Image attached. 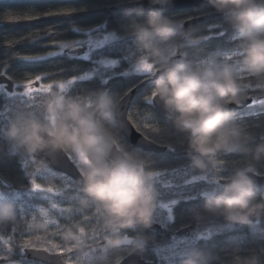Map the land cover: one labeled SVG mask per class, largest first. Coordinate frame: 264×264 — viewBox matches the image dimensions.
I'll list each match as a JSON object with an SVG mask.
<instances>
[{
	"label": "trees",
	"instance_id": "16d2710c",
	"mask_svg": "<svg viewBox=\"0 0 264 264\" xmlns=\"http://www.w3.org/2000/svg\"><path fill=\"white\" fill-rule=\"evenodd\" d=\"M133 1L137 0H0V72H5L19 84H25L31 78L34 83H39L38 86L33 84L38 89L42 83H58L80 75L83 71L94 70L92 78L77 81L65 95L87 102L91 94L107 90L121 100L148 79L146 76L129 73L142 56L134 42L129 23L132 19L143 21L146 14L111 11L113 6ZM163 14L183 24L187 19L220 13H216L209 4L201 9ZM182 24L180 34L174 41L175 58H181L186 53L185 59L198 62L212 54L225 55L238 51L237 30L232 28L228 18L222 14L188 29ZM209 26L212 27L211 31ZM97 27L106 33L114 32L116 39L93 50L87 59L80 55L70 58L69 52L48 57V52L56 50L60 43L83 39L86 31ZM219 33L223 34L218 35ZM32 57L36 59H31ZM106 59L117 60L118 66L98 68V63ZM124 72L129 74L123 75ZM38 74L47 79L35 81L34 77ZM153 84L154 82L143 85L136 91L129 109V120L139 132L164 147L165 151L144 152L130 145L119 132L115 120L112 130L117 135L119 146L139 153L146 161V170L159 174L153 175V183L158 192V205L153 221H157L161 230L156 232L148 227L138 226L124 230L122 235L144 236L146 243L143 258L155 264H179L180 254L192 247L211 253V264H235L236 246L240 247L238 254L241 256L251 252L264 255V219L259 224H229L222 217L203 211V193L215 187V181L231 175L238 168L249 166L254 169V173L264 175V158L256 163L252 161L250 154L243 152L220 153L216 158V166L210 167L207 172L193 168L186 134L175 130L168 118L157 114L152 102L146 103L143 99L149 95ZM235 117L236 123L251 135L249 147L264 142V99L252 98V102ZM6 124L7 121L0 119V127H6ZM39 159L44 158L37 154L36 163L31 164L29 156L13 152L0 136V199L14 201L18 212V222L15 225L0 228V236H13L11 253L6 245L0 243V257L7 256L10 264H42L28 259L27 249L19 247L21 239H27L29 235L43 238H33L32 249H49L47 251L60 253L65 261L71 258L78 261V264H118L128 256L132 252L130 246L112 249L107 245L105 237L112 233L105 227L102 212L94 206H79L77 197L82 195L79 192L80 184L55 171L47 160V171H44L40 168ZM30 173L35 175L42 186L59 189L60 194L34 192ZM258 191L264 193V187ZM53 202L65 208L71 206L76 211L61 214L51 209ZM167 202H175L169 211L159 208L160 204ZM41 208L50 213L51 219L57 220L60 225L59 235L55 234L57 229L51 225L45 230L29 229L32 216L36 218L35 223L43 222ZM21 209L24 210L23 217ZM67 227H72L77 234L80 228L85 230L78 251H65V247L69 246L63 240L62 233ZM186 227L191 228L190 233L177 237L176 232ZM13 228L15 233L11 231ZM207 233V237L200 236ZM49 243L60 247L50 249ZM8 261L0 259V264H8Z\"/></svg>",
	"mask_w": 264,
	"mask_h": 264
},
{
	"label": "clouds",
	"instance_id": "9594fccd",
	"mask_svg": "<svg viewBox=\"0 0 264 264\" xmlns=\"http://www.w3.org/2000/svg\"><path fill=\"white\" fill-rule=\"evenodd\" d=\"M169 0H149L151 5H165ZM212 9L228 18L237 30L238 51L235 62L227 55L212 54L198 62L175 58L176 37L181 21L150 9L143 21L132 19L131 34L153 66L154 84L150 98L158 99L172 127L186 134L187 149L193 168L207 172L216 166L220 153L243 152L259 163L264 158V142L248 146L251 139L230 105L240 106L250 96L264 99V0H208ZM243 77V81L241 79ZM91 107L80 99L51 91L41 98L36 110L14 111L2 136L13 152L35 157L39 153L57 151L87 160L82 166L77 197L81 208L94 206L101 211L106 236L112 249L130 246L132 252L143 251L144 236L128 237L124 230L153 223L158 205V192L153 175L146 170L145 159L122 145L117 147L115 112L120 104L117 96L107 90L90 96ZM42 168L45 159H39ZM252 167L238 168L231 175L215 181V187L203 193V211L222 217L229 224H259L264 219V193ZM222 181V182H220ZM18 222L17 204L0 199V228ZM37 230L46 225L37 222ZM63 240L79 250L82 237L67 227ZM235 264H264V255L251 252L239 255L236 246ZM212 255L192 247L179 256V264H211Z\"/></svg>",
	"mask_w": 264,
	"mask_h": 264
},
{
	"label": "snow or ice",
	"instance_id": "6c2138e0",
	"mask_svg": "<svg viewBox=\"0 0 264 264\" xmlns=\"http://www.w3.org/2000/svg\"><path fill=\"white\" fill-rule=\"evenodd\" d=\"M49 14V13H47ZM183 26V24H182ZM211 26H209V30L211 31ZM223 33H219L218 35H222ZM109 39L108 36H105L102 40H92L89 39L87 41V44L89 45V49L92 48H97L100 47L105 40ZM83 42L79 41V40H74L70 43H60L58 45L59 49L61 50L60 53L57 52H48V57H54L58 54H62L64 52V50H71V52L69 53L70 58H77L79 56V49L82 47ZM176 54V52L174 53V55ZM88 57V52L84 53L83 58H87ZM31 59H36V57H32ZM226 59H233V54L230 53L226 56ZM101 63L107 67V68H115L116 66H118V61L111 59V60H102ZM134 74L136 75H141V76H147V77H152V73H153V66L151 65L150 61H148L146 58L143 60H138V63L135 65L134 68ZM123 75H128V72H124L122 73ZM94 75V70L93 71H83L82 74L80 75H76V76H72L69 79H66L65 81H61L58 83H42L40 85V87L34 88L33 84L34 81L33 79L29 78L27 80V83L25 84H19L17 83L15 80H13L11 77H8L6 75L5 72H0V77L5 78L7 80H12V87L11 89H9L8 85L4 82L3 79H0V119H3L5 121L8 120V118L10 117V115L17 110L20 109H30V110H36L38 109L39 105H40V101L41 98L43 96H40L39 94H48L51 91H54V89H58V92L61 94H65L71 86L75 85L77 81H82V80H88L90 78H92V76ZM47 79L46 76L44 75H36L34 77L35 81H41ZM242 81H243V77H241ZM21 89H24L23 91ZM130 91V90H129ZM79 99V98H78ZM143 99L145 100L146 103H150L154 100V94L153 96L150 98L149 95L143 97ZM252 99V97H251ZM39 100V103L37 102ZM82 101V100H81ZM254 101V100H253ZM84 102V101H82ZM255 102V101H254ZM88 106L91 107V101L90 99L87 101ZM121 116L123 117L120 121H119V130L120 133L124 136H128V129H129V125H128V120L125 118L124 113H121ZM146 127H151L150 125H146ZM117 147L119 148V143L117 144ZM69 159L73 160V162L78 166V170L80 171V173L82 172V166L84 163H87V160L85 159L84 161H81L78 157H74L72 155H69ZM29 161L31 164H35V157H29ZM41 169H43L44 171H47V169L42 168L40 166ZM40 169H37V171H39ZM31 177V188L34 192H41V193H47V194H60V190L59 189H55L54 187H44L41 185V183H39L35 177V175L33 174H29ZM152 175H159L158 173H154ZM71 186V185H69ZM51 209L53 210H57L58 212H60L61 214L63 213H69L71 214L72 212L76 211L74 208H72L71 206L65 208L62 206H59L57 203H51L50 205ZM21 217H23L24 214V210L21 209ZM40 214L41 216L44 218L43 222L46 225V229L51 225L54 226L57 229V232L55 233L56 235L60 234V225L57 222V220L51 219L50 218V213L41 208L40 209ZM99 215V213H97ZM35 216H32L31 220L32 222L30 224H28L29 229L35 230ZM11 231L13 233H15V228L11 229ZM85 233V230L83 228L79 229V235L82 237ZM33 238L35 240H42L43 238L39 235H36L35 237H32L31 235H29V238L27 239H21V243L19 245L20 249L25 250L28 248H32L34 247L32 240ZM95 238V237H94ZM13 236L9 235L7 238H5L4 236H0V243H3L4 245L7 246L8 252L11 253L12 251V246H11V242H12ZM60 245L55 244V243H49V248L50 249H55V248H59ZM45 250H49V249H45ZM65 251L67 252H72L73 249L71 247H65ZM0 259H3L5 261H8V257H0ZM8 264H10V261H8ZM66 264H78V261H73L71 258H69L66 261Z\"/></svg>",
	"mask_w": 264,
	"mask_h": 264
},
{
	"label": "water",
	"instance_id": "95a60500",
	"mask_svg": "<svg viewBox=\"0 0 264 264\" xmlns=\"http://www.w3.org/2000/svg\"><path fill=\"white\" fill-rule=\"evenodd\" d=\"M208 0H169V2L165 5H151L149 0H137L126 4H120L113 6L111 11H122V12H133L139 14H147V12L156 8L162 12H174V11H189L201 9L208 6ZM220 14H208L206 16L194 17L191 19H187L183 23V27L185 29L191 28L195 25H198L203 22L210 21L214 18L219 17ZM85 49H79V54L82 53ZM71 51H69L70 53ZM4 82L8 85L9 89L12 87V80H7L5 78L0 77ZM155 77H150L146 79L141 85L137 88L133 89L126 96H124L120 100V104L115 112V122L117 128L119 130V121L123 118L121 113H124L125 118L128 120V136L122 135L125 140L132 146L139 148L144 152L151 153H162L165 151V148L157 145L153 141L146 138L141 132H139L129 120V109L131 106V102L135 96L136 91L141 88L143 85L153 83ZM35 86H38V83H34ZM252 102L251 97L245 100L240 106H236L234 104L230 105V108L233 110L236 115L239 111L244 109ZM153 107L157 114L162 118H167L165 112L162 110L158 99H154L152 101ZM120 132V130H119ZM39 155L48 161L50 166L57 172L63 173L68 177L76 180L77 182L81 179V173L78 170V166L73 162V160L69 159V155L63 152L57 151L54 153H39ZM253 175L254 179H256L258 184V189L264 187V175H258L254 172L250 173ZM222 182V181H221ZM153 231H160L161 227L153 221L152 225L148 227ZM191 228L186 227L178 230L176 232L177 237L186 236L190 233ZM26 254L28 259L39 262L42 264H66L63 256L60 253H52L45 249H27ZM118 264H155L154 262L147 261L143 258V251L131 252L128 256H126L123 260H121Z\"/></svg>",
	"mask_w": 264,
	"mask_h": 264
},
{
	"label": "rangeland",
	"instance_id": "374dc122",
	"mask_svg": "<svg viewBox=\"0 0 264 264\" xmlns=\"http://www.w3.org/2000/svg\"><path fill=\"white\" fill-rule=\"evenodd\" d=\"M85 34H86L85 37L83 35V37H84L83 39H78V40L83 42L82 47L80 49L84 48L86 50V52H88V57L87 58H89V56L91 55V52L93 50L99 48V47H97V48L89 49V45L87 44V41L89 39H92V40L96 41V40H102L105 36H108L109 39L105 40V42L100 46V47H102V46H104V45H106L108 43H111L117 37V35L114 34V32L106 33L104 31H102L101 28H98V27L97 28H92L89 31H86ZM85 50L82 53L79 54L81 58H83L84 53H85ZM60 51L61 50L59 49V47L56 50H54V52H57V53H60ZM69 51H71V50H64V52L62 54L68 53ZM62 54H58V55H62ZM225 55H228V54H225ZM222 56H224V55H222ZM87 58H83V59H87ZM235 59H238V58L237 57H233V59L230 60L229 62H231V61H234L235 62ZM135 65L130 69L129 73H134L133 71H134ZM102 67H105V66L100 61L98 63V68H102ZM34 88H37V87H34ZM174 204H175V202H167V203H164V204H160L159 205V208L165 209V210L169 211L171 209V207H173ZM155 222L157 223V221H155ZM200 236L201 237H207L208 236V233L207 234H201Z\"/></svg>",
	"mask_w": 264,
	"mask_h": 264
},
{
	"label": "flooded vegetation",
	"instance_id": "af4514ba",
	"mask_svg": "<svg viewBox=\"0 0 264 264\" xmlns=\"http://www.w3.org/2000/svg\"><path fill=\"white\" fill-rule=\"evenodd\" d=\"M85 52H86V50H85Z\"/></svg>",
	"mask_w": 264,
	"mask_h": 264
}]
</instances>
